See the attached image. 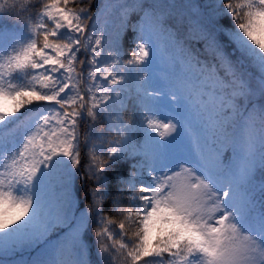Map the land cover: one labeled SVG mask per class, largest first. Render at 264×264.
<instances>
[{"label": "snow or ice", "instance_id": "6c2138e0", "mask_svg": "<svg viewBox=\"0 0 264 264\" xmlns=\"http://www.w3.org/2000/svg\"><path fill=\"white\" fill-rule=\"evenodd\" d=\"M92 8L0 0V253L93 264V229L100 264H264V0Z\"/></svg>", "mask_w": 264, "mask_h": 264}, {"label": "trees", "instance_id": "16d2710c", "mask_svg": "<svg viewBox=\"0 0 264 264\" xmlns=\"http://www.w3.org/2000/svg\"><path fill=\"white\" fill-rule=\"evenodd\" d=\"M96 0H93V6L95 4ZM177 2H180V0H177ZM185 2H187V0H185ZM195 4H200V5H209L214 3V0H197L196 2H192ZM93 10V8H92ZM27 15V14H25ZM17 19L20 18H16L13 17L12 19L9 18H5L3 21H0V23H2L5 27L7 28H12L14 23L16 22ZM134 22V21H133ZM223 27L225 28V30H227L229 27H233L232 21L230 20V18H227L225 20L221 21ZM227 42V37L225 36L224 38V43ZM132 47H134V37L131 34H126L124 37V49H125V58H128L127 54L131 51ZM195 48L198 52H202L203 51V45L202 44H195ZM230 47H229V51H230ZM203 58V57H201ZM40 105L37 104H33L31 107L33 109L38 108ZM23 111V110H22ZM128 113V112H126ZM130 115V114H126ZM104 125L101 124L99 125V127H103ZM84 128L83 126L81 127V133H83ZM230 155V153H228ZM83 155V153H82ZM110 180L111 183L109 185V191L112 193L113 196L116 195V191H115V175L110 173ZM255 184L257 186V193H256V198L257 200H259L260 194H259V185L261 183H264V173H261L260 171H257L256 176H255ZM73 197L77 199V203H79L81 200H83V181L79 180V178H77L76 180L73 181ZM90 200V197H89ZM88 201H85L84 204L85 206L87 205ZM111 209V203L109 202L108 205L105 208L106 212H110ZM83 210V209H82ZM118 231V229H117ZM84 242L88 243L89 246V251L90 253H92L93 251L95 252V257H93L91 260L93 262V264H100V260H99V256L97 255V243H96V239H95V232L93 229H89L84 237H83ZM16 251V250H15ZM3 254V253H0ZM2 256V255H0ZM28 256L27 259L31 260L33 259V255H25ZM18 264H21L20 262H18Z\"/></svg>", "mask_w": 264, "mask_h": 264}, {"label": "rangeland", "instance_id": "374dc122", "mask_svg": "<svg viewBox=\"0 0 264 264\" xmlns=\"http://www.w3.org/2000/svg\"><path fill=\"white\" fill-rule=\"evenodd\" d=\"M102 7V6H101ZM100 7V8H101ZM100 8H98L97 10V12H95L99 17H100V23H101V25H103V23H104V16H102V15H100ZM110 19H114V18H110ZM126 114H131L130 112H128V113H126ZM28 249H32V248H28Z\"/></svg>", "mask_w": 264, "mask_h": 264}]
</instances>
